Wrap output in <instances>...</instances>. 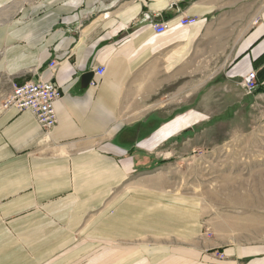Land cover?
<instances>
[{
  "label": "crops",
  "instance_id": "obj_1",
  "mask_svg": "<svg viewBox=\"0 0 264 264\" xmlns=\"http://www.w3.org/2000/svg\"><path fill=\"white\" fill-rule=\"evenodd\" d=\"M250 73L264 96L260 0H0V84L61 95L48 133L0 113V264H264V243L217 244L172 189L226 116L189 98Z\"/></svg>",
  "mask_w": 264,
  "mask_h": 264
},
{
  "label": "rangeland",
  "instance_id": "obj_2",
  "mask_svg": "<svg viewBox=\"0 0 264 264\" xmlns=\"http://www.w3.org/2000/svg\"><path fill=\"white\" fill-rule=\"evenodd\" d=\"M213 85L215 80L207 87L211 89ZM234 89L194 93L189 98L191 105L204 106L211 114L224 112L226 116L209 130V138H218L206 151L188 159L172 188L200 198L205 234L221 246L264 243V206H240L232 201L237 194L245 198L255 192L264 202V96L247 95L239 86ZM9 94L7 87L0 84V113ZM217 257L225 258L222 254Z\"/></svg>",
  "mask_w": 264,
  "mask_h": 264
},
{
  "label": "built area",
  "instance_id": "obj_3",
  "mask_svg": "<svg viewBox=\"0 0 264 264\" xmlns=\"http://www.w3.org/2000/svg\"><path fill=\"white\" fill-rule=\"evenodd\" d=\"M196 22L194 17H184L180 25H192ZM164 23L153 26L156 34H162L167 30ZM56 67L54 61L50 62L48 68L53 72ZM97 75H102L103 69H97ZM242 87L247 95L257 91L255 73H250L242 81ZM61 95L55 85L46 81L25 82L20 86H13L10 94L1 105L2 112L16 111L17 113H30L45 133L50 132L57 125V116L54 110L55 103Z\"/></svg>",
  "mask_w": 264,
  "mask_h": 264
},
{
  "label": "bare ground",
  "instance_id": "obj_4",
  "mask_svg": "<svg viewBox=\"0 0 264 264\" xmlns=\"http://www.w3.org/2000/svg\"><path fill=\"white\" fill-rule=\"evenodd\" d=\"M28 1V0H27ZM2 16V15H1ZM248 139V138H247ZM252 140V139H251ZM254 140V139H253ZM239 141V140H238ZM245 141V140H244ZM257 141V140H256ZM250 143V142H249ZM239 147V146H238ZM258 149V148H257ZM244 150V149H243ZM251 152V151H250ZM237 155V154H236ZM236 158V157H235ZM226 159V158H225ZM236 160V159H235ZM241 160V159H240ZM246 160H248V159H246ZM264 160V159H263ZM234 162V161H233ZM238 162V161H237ZM253 162V161H252ZM234 164H237L236 162L234 163ZM244 164V163H243ZM231 166V165H230ZM226 167V166H225ZM256 167V166H255ZM225 170V169H224ZM234 171V170H233ZM260 171V170H259ZM223 173V172H222ZM250 175H251V173H250ZM252 177H254V176H252ZM257 179V178H256ZM227 180V179H226ZM223 181V180H222ZM232 181V180H231ZM220 182V181H219ZM225 182V181H224ZM226 182H228V181H226ZM230 182V181H229ZM232 183V182H231ZM230 185V184H229ZM241 185V184H240ZM244 185V184H243ZM242 185V186H243ZM244 187V186H243ZM228 188V187H227ZM230 188V187H229ZM234 189V188H233ZM236 190V189H235ZM258 190V189H257ZM251 192V191H250ZM253 192V191H252ZM254 193L255 192H253V194H252V196H249V195H247V196H249V197H246L245 196V198H240L239 196H237V195H239V194H237L236 196H234L232 199V201H234V203H236V204H238V205H240V206H244V205H246V206H250V205H253V203L254 204H256L257 206H259V207H261V206H264V202H263V199H261V198H259L256 194L254 195ZM248 194H249V192H248ZM246 195V194H245ZM227 197V196H226ZM248 198V199H247ZM229 199V198H228ZM263 203V204H262ZM233 205V204H232ZM255 205V206H256ZM263 219V218H262ZM260 221V220H259ZM264 225V224H263ZM257 226V225H256Z\"/></svg>",
  "mask_w": 264,
  "mask_h": 264
},
{
  "label": "water",
  "instance_id": "obj_5",
  "mask_svg": "<svg viewBox=\"0 0 264 264\" xmlns=\"http://www.w3.org/2000/svg\"><path fill=\"white\" fill-rule=\"evenodd\" d=\"M84 80H85V85H87L88 84V76H85Z\"/></svg>",
  "mask_w": 264,
  "mask_h": 264
},
{
  "label": "trees",
  "instance_id": "obj_6",
  "mask_svg": "<svg viewBox=\"0 0 264 264\" xmlns=\"http://www.w3.org/2000/svg\"><path fill=\"white\" fill-rule=\"evenodd\" d=\"M258 91H256V93H257Z\"/></svg>",
  "mask_w": 264,
  "mask_h": 264
}]
</instances>
